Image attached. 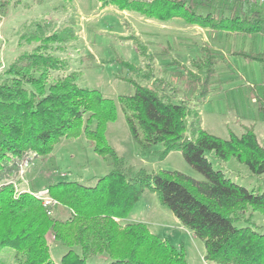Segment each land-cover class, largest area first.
<instances>
[{"label": "trees", "instance_id": "16d2710c", "mask_svg": "<svg viewBox=\"0 0 264 264\" xmlns=\"http://www.w3.org/2000/svg\"><path fill=\"white\" fill-rule=\"evenodd\" d=\"M98 2L101 7L113 5L148 19L181 18L210 33L261 35L264 40V5L257 0H216L213 4L209 0ZM25 38L36 46L19 53L0 72V181L17 179L23 162L50 156L62 138L84 136L94 153L109 159L111 167L97 176L93 185L79 180L46 185L56 201L51 214L29 192L16 193L12 182L0 185V249H12V264H55L48 233L67 248L60 258L62 264H94L90 258L103 253L109 258L107 264H188L182 245L160 238L142 221L123 222L146 189L155 192L179 222L203 242L206 263L264 264V232L251 220L253 211L264 213V188L249 190L237 184L214 169L205 156L213 152L220 161L234 157L260 176L264 174V146L252 125L245 126L240 135L230 133L228 139L207 132L200 125L196 106L191 105L204 102L212 91L216 65L224 60L221 54L205 44L191 68L176 59L169 63L174 81L147 73L150 84L131 80L133 94L118 97L135 142L143 148L161 143L160 158L181 151L203 179L178 170L147 172L142 168L130 176L105 134L107 123L116 117L114 99L97 89L79 86L78 71L51 81L53 73L67 67V61L56 52L76 38L73 27L50 29L48 23L37 24ZM123 39L133 40L145 55L134 35ZM164 49L170 50L169 46ZM147 55L155 59L154 53ZM230 55L264 65V47L257 52L235 49ZM251 88L252 98L264 113V95L258 94L255 86ZM57 206L66 208L68 214L55 216ZM242 220L252 226L234 224Z\"/></svg>", "mask_w": 264, "mask_h": 264}, {"label": "rangeland", "instance_id": "374dc122", "mask_svg": "<svg viewBox=\"0 0 264 264\" xmlns=\"http://www.w3.org/2000/svg\"><path fill=\"white\" fill-rule=\"evenodd\" d=\"M209 2L213 4L216 0ZM199 11L205 13L206 9L200 8ZM46 23L50 29L70 25L76 32V38L67 43L63 51L56 52L67 61V67L62 72L53 73L51 81L71 71H78L79 86L97 89L103 96L114 99L116 117L107 123L105 134L108 143L122 157L130 176L142 168L147 172L178 170L203 179L184 160L181 151L174 150L160 158L158 152L162 149L161 143L154 142L143 148L135 142L118 103L119 96L133 94L131 80L141 85L150 84L151 78L147 79V73L174 81L169 65L173 59L192 67L191 60L200 57L199 48L203 44L200 40L202 33L192 36L196 32L193 29L196 25L181 18L167 21L148 19L137 12L120 10L113 5L101 7L98 0H0L1 73L19 53L36 46L34 42L25 41V37L36 30L37 24L46 26ZM45 30L48 33L49 29ZM221 33L211 35L221 37L220 45L226 48L221 47L225 53L213 49L224 57L223 62L216 65L213 89L204 102L193 101L191 105L196 106L200 125L207 132L228 139L230 133L240 135L245 126L252 125L259 143L264 146V113L251 96L252 86L256 87L258 94L264 95V65L257 61H245L228 52L229 49L257 52L264 47V40L261 35L250 37L233 34L227 37V32ZM128 35L137 38L145 49V55L139 52L133 40L123 39ZM167 46L169 52L164 49ZM147 52L154 53L155 59L147 57ZM148 63L151 66L148 67ZM205 156L214 169L223 171L237 184L249 190L259 186L264 188V174L253 175L245 164L234 157L220 161L213 152H206ZM110 167L109 159L94 153L84 136L62 138L50 156L35 159L29 164L23 162L18 178L0 181V185L12 181L16 183V188L29 187L32 190L42 189L59 180H79L93 185L96 177L107 173ZM55 216L62 217L58 213ZM126 218L142 221L160 238L176 246L182 245L188 264H204L203 242L176 219L155 192L146 189ZM251 220L258 230L264 232L263 212L253 211ZM234 224L237 227L252 226L243 220ZM46 238L51 258L55 264H62L60 258L67 248L54 240L50 233ZM12 253L9 247L0 249V264H12ZM90 261L107 264L109 258L103 253L91 257Z\"/></svg>", "mask_w": 264, "mask_h": 264}, {"label": "crops", "instance_id": "0c3cea01", "mask_svg": "<svg viewBox=\"0 0 264 264\" xmlns=\"http://www.w3.org/2000/svg\"><path fill=\"white\" fill-rule=\"evenodd\" d=\"M193 29L196 31V32H193L192 33V36L193 35H200L201 33H202V36L200 35V40L202 41V46L203 45H205V44H209L213 49H219V50H221L222 52H224L223 50H222V48H225L224 46H223V44L222 45H220L221 44V37H218L216 34L215 35H213V36H211L212 35V33H210V32H207V28H204V27H201V26H198V25H196V26H194L193 27ZM221 33V32H220ZM221 34H223V33H221ZM227 35V37L229 36V35H233V34H230V33H226ZM210 35V36H209ZM210 38H213V39H210ZM214 40V41H213ZM225 45V44H224ZM201 46V47H202ZM201 47L199 48V49H201ZM222 47V48H221ZM233 48V47H232ZM226 49V48H225ZM262 49V48H261ZM232 50H235V49H232ZM232 50H228V52L230 53ZM225 53V52H224ZM193 60H195V59H192L191 61H193ZM186 64V63H185ZM188 64V63H187ZM189 64H190V62H189ZM34 190H37V189H34ZM55 212L56 213H58L59 215H62L63 217H65L67 214H68V210L66 209V208H64V207H62V206H57L56 208H55ZM177 219V218H176ZM123 222H131V220L129 219V218H124L123 219Z\"/></svg>", "mask_w": 264, "mask_h": 264}, {"label": "built area", "instance_id": "2783aa9c", "mask_svg": "<svg viewBox=\"0 0 264 264\" xmlns=\"http://www.w3.org/2000/svg\"><path fill=\"white\" fill-rule=\"evenodd\" d=\"M257 1L264 5V0H257ZM12 183L14 185L16 193H20L22 191L29 192L30 194H32L36 198L40 199L43 206L46 208L47 213L51 214V207H53L56 204V201L49 195L48 190L46 188H42V189H38V190H32V189H29V187L19 189V188L15 187L16 186L15 182H12ZM204 264H209V263L204 262Z\"/></svg>", "mask_w": 264, "mask_h": 264}]
</instances>
